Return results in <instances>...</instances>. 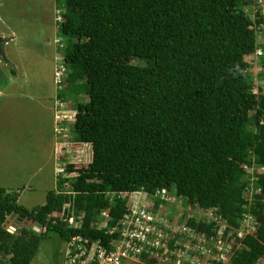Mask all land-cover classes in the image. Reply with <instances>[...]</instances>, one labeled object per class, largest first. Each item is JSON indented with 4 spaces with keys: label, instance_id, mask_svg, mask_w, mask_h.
<instances>
[{
    "label": "trees",
    "instance_id": "16d2710c",
    "mask_svg": "<svg viewBox=\"0 0 264 264\" xmlns=\"http://www.w3.org/2000/svg\"><path fill=\"white\" fill-rule=\"evenodd\" d=\"M57 5L65 73L51 129L61 150L81 149L83 156L86 143L92 156L70 157L58 188L32 208L19 202L25 185H0V264H31L49 233L66 244L75 235L88 245L100 240L112 250L117 234L96 225L102 210L112 227L129 212V193L155 196L157 206L165 202L164 190L204 211L186 221L195 236L217 241L224 225L218 239L233 252L226 264H264V82L255 83L246 59L260 50L264 77V40L258 39L264 0ZM7 6V15L14 14L13 4ZM62 102L74 108L72 137L68 120L57 118ZM71 212L84 213L80 227L65 220ZM181 236L172 233L169 250L179 247ZM156 261L142 252L141 261L132 262Z\"/></svg>",
    "mask_w": 264,
    "mask_h": 264
},
{
    "label": "rangeland",
    "instance_id": "374dc122",
    "mask_svg": "<svg viewBox=\"0 0 264 264\" xmlns=\"http://www.w3.org/2000/svg\"><path fill=\"white\" fill-rule=\"evenodd\" d=\"M0 2L2 5L0 11L3 17L5 15L3 20L8 19V23L6 21L1 23L2 28L9 26L12 27L10 29H15L16 32V40L10 46L16 50L9 52L10 59L15 61L19 65L18 67H21V73L25 70H32L29 78L25 79V84L29 85L28 83L34 77V81L37 84L40 82L41 86H44V84L47 86L51 85V72H53L54 77V67H57L59 64L57 58L54 60V56L61 55L59 52L62 51V48L59 46L60 42H56V39L63 38L57 30L60 23L56 17L60 12L57 0L54 2L52 0H0ZM8 2L9 4H13L12 8H15L14 14L7 15ZM263 34L264 32L258 34L259 41L264 40ZM56 52L57 54L55 55ZM259 53L260 50L256 54L246 58L252 63V67H250L248 73L253 76L255 83L264 82V77H260L259 75L262 70V65L258 62L257 54ZM134 62L144 63L138 59H135ZM22 74L24 75L25 72ZM43 91L50 92L49 89ZM67 104L65 102L61 104L57 110V118L68 120L66 125L71 130L69 137H72L74 131L72 130L73 125L70 123V120L74 114V108L69 107V105L67 106ZM7 107L12 106L8 103ZM15 124L13 128L18 126V121H15ZM17 131L19 132L17 135L15 133L13 136H0V185L4 184V186H9L10 188L26 185L24 189L17 191L19 202L28 208H32L46 201L49 190L58 188V178L54 176V170L56 169L57 173H59L60 168L65 165V162L60 161L54 155V152L50 150L51 145L47 137L42 136L38 141L35 137L36 131L32 130L34 135H32L33 138L30 141L25 136V131L21 132L20 127ZM56 138L58 139L57 134ZM83 145L85 146V152L81 157L84 160H88L92 156L91 148L89 144L85 143ZM71 154L75 155V151H72ZM63 155L64 153L61 154L60 158L65 160ZM61 175L63 176V174ZM255 179L252 176L250 190L245 192V196L248 198L251 197L252 186L254 185H252V182ZM27 183L31 184V189L27 188ZM133 196H135L136 200L140 198V203L147 210H151V214H156L161 222L170 225V234L178 231L182 235L180 238L183 239L182 245L184 251L180 252L181 254L179 255L185 254L183 262L179 263L180 260L176 262L174 257H156L157 261L155 264H212L209 260L214 258L220 259L226 264L233 254L232 245L230 243L224 245L218 239L224 225L218 231L217 241L207 238L205 234L194 235V230L187 226L186 221L188 218L198 219L204 211L198 207L190 206L175 191H162L161 198L165 199V202H161L157 206L154 204L155 196H149L143 192H138ZM206 213L205 215L208 216H212L213 214L211 211ZM245 223L248 227L247 232H252L254 229L252 220L248 218ZM11 228V230L15 231V227ZM38 229H40L39 226H37ZM239 234L241 235L242 231ZM187 235L191 237L187 238ZM194 238L195 241L193 240ZM211 240L214 243V247H209ZM65 245L66 243L59 240L58 235L49 233L48 237L41 241L37 254L31 264H63ZM192 249H199L204 256H197L192 253ZM127 263L133 264L131 260H127Z\"/></svg>",
    "mask_w": 264,
    "mask_h": 264
},
{
    "label": "built area",
    "instance_id": "2783aa9c",
    "mask_svg": "<svg viewBox=\"0 0 264 264\" xmlns=\"http://www.w3.org/2000/svg\"><path fill=\"white\" fill-rule=\"evenodd\" d=\"M61 74L57 72L58 80ZM151 213L152 211L147 210L139 199L133 198L129 203V212L110 227L108 225L109 215L105 210L102 211L103 222L100 224L97 222L96 225L100 229L107 228L110 234H117L111 241L112 250L103 246L100 240L88 245L82 236L75 235L65 246L64 264H128L127 260L141 261L142 252L150 253L155 258L174 257L176 262L177 260H180L179 263L183 262L185 254L179 255L184 251L183 239L176 240L179 247L169 250L168 241L172 235L170 225L161 222L156 214ZM82 218L83 214L75 216L71 212L65 220L72 226L80 227ZM189 237L191 236L188 235L187 238Z\"/></svg>",
    "mask_w": 264,
    "mask_h": 264
},
{
    "label": "crops",
    "instance_id": "0c3cea01",
    "mask_svg": "<svg viewBox=\"0 0 264 264\" xmlns=\"http://www.w3.org/2000/svg\"><path fill=\"white\" fill-rule=\"evenodd\" d=\"M54 1L55 0H52V2ZM1 9L2 5L0 2V10ZM4 18L5 16L3 17L0 11V36L6 40L2 43L5 58H0V136H13L15 133V135H17L19 133L17 130L20 127L21 132L27 129L25 131V136L31 141L33 138L32 135H34L32 130H35L36 139L39 141L42 136L47 137L51 145L50 150L54 152V155L57 156L60 161H64L67 164L70 157L74 154L59 148L56 134L51 129L52 125H55L56 122L54 114L55 104L57 102L56 96L58 94L53 72H51L52 84L49 86L45 84L41 86L40 82L37 84L32 76V81L28 83L29 85L25 84V79L29 78L32 70L23 71L22 73L25 72L23 75L20 72L21 67H18L19 65L10 59L9 52L16 50L10 47L11 43L16 40V32L15 29H10L12 27H9L8 24H6L8 27L2 28V22L6 21L8 23V19L3 20ZM56 54L57 52L55 55ZM55 58H57V55L54 56V60ZM46 89H49L50 92L43 91ZM8 103L11 104L12 107H7ZM15 121H18V126L13 128V125H16ZM30 132L31 134L28 135ZM80 150L81 149L76 150L74 156L81 158L79 155V153H81ZM62 153H64L63 156L65 160L60 158ZM54 174V176H56V169L54 170ZM27 184V188L31 189V184Z\"/></svg>",
    "mask_w": 264,
    "mask_h": 264
},
{
    "label": "clouds",
    "instance_id": "9594fccd",
    "mask_svg": "<svg viewBox=\"0 0 264 264\" xmlns=\"http://www.w3.org/2000/svg\"><path fill=\"white\" fill-rule=\"evenodd\" d=\"M57 19H58V21L61 19V16H60V12L57 14ZM64 41V39L63 38H61V39H57L56 40V42H60V45L63 47L64 46V43H65V41ZM61 55H59V56H57V60L59 61V64H58V66L57 67H55V73H54V82H55V85L56 86H59V85H61V83L63 82L62 81V77H63V75H64V73H65V66H64V54H63V51H61V52H59ZM59 57V58H58ZM57 72H61L62 74H61V76H60V80H58V78H57ZM55 80H57V81H55ZM57 88V87H56ZM63 103V102H62ZM62 103H60L59 104V106H61V104ZM66 166H67V164L65 163V165L63 166V167H61L60 168V172L59 173H57V175H56V177L58 178V180H59V178L62 176L61 174H63V176L65 175L66 176V173H65V171H66ZM138 192H141V191H137V192H134V193H129V199H128V204L130 203V201L133 199V198H135V196H133L132 197V195H134V194H136V193H138ZM144 193V192H143ZM122 196H125V194L124 193H122L121 194ZM139 200H140V198H139ZM66 205H68L67 207H69L70 206V203L68 204H66ZM102 211H104V210H102ZM151 211V210H150ZM81 214H83V217H84V213H81ZM76 216V215H75ZM177 233V232H176ZM196 236H198V235H196ZM196 238V237H195ZM194 238V239H195Z\"/></svg>",
    "mask_w": 264,
    "mask_h": 264
},
{
    "label": "water",
    "instance_id": "95a60500",
    "mask_svg": "<svg viewBox=\"0 0 264 264\" xmlns=\"http://www.w3.org/2000/svg\"><path fill=\"white\" fill-rule=\"evenodd\" d=\"M6 40L3 39L1 36H0V58H5V54L3 52V49H2V43L5 42ZM37 229V228H36Z\"/></svg>",
    "mask_w": 264,
    "mask_h": 264
}]
</instances>
